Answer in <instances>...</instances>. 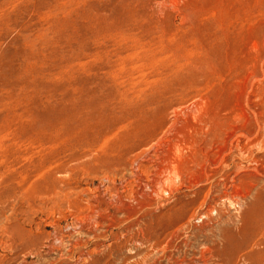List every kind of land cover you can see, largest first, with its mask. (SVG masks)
<instances>
[{"label":"rangeland","instance_id":"1","mask_svg":"<svg viewBox=\"0 0 264 264\" xmlns=\"http://www.w3.org/2000/svg\"><path fill=\"white\" fill-rule=\"evenodd\" d=\"M260 203L264 0H0V261L224 264Z\"/></svg>","mask_w":264,"mask_h":264},{"label":"bare ground","instance_id":"2","mask_svg":"<svg viewBox=\"0 0 264 264\" xmlns=\"http://www.w3.org/2000/svg\"><path fill=\"white\" fill-rule=\"evenodd\" d=\"M12 232H13V230H12ZM6 233L8 234V237L12 239V242L16 238L19 241L22 240V241H26V242H33L35 240L36 241L38 240L37 237L33 238V239H28L22 231L21 232L18 231V233L16 234V238H15V234L7 232V231H6ZM232 239H233V241L231 242L232 243L231 246H229L222 253V258L221 259L224 262V264H234V260L237 257H239L241 259V262H243V264H246L247 262H249L251 260L252 253H253L254 250L255 251L257 250V256L260 259L262 258V261H264V203H260V205L257 208V211H256V223L253 224V226L251 227V230L248 231V229L242 228L240 230L239 237H233ZM30 244H32V243H30ZM11 245H12V243H11ZM14 247H15V249L17 251L19 250L20 252L27 251L26 247H24V246H21L19 248H17V246H14ZM34 250L35 249H33V251ZM31 251L32 250H30L29 253ZM36 255H37V253H36ZM7 262L11 263V261H0V264H6Z\"/></svg>","mask_w":264,"mask_h":264}]
</instances>
